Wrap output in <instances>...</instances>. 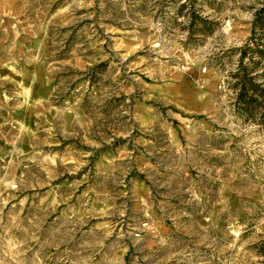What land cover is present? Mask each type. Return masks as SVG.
<instances>
[{
    "label": "rangeland",
    "instance_id": "rangeland-1",
    "mask_svg": "<svg viewBox=\"0 0 264 264\" xmlns=\"http://www.w3.org/2000/svg\"><path fill=\"white\" fill-rule=\"evenodd\" d=\"M257 6L0 0V264H264L232 76Z\"/></svg>",
    "mask_w": 264,
    "mask_h": 264
},
{
    "label": "trees",
    "instance_id": "trees-1",
    "mask_svg": "<svg viewBox=\"0 0 264 264\" xmlns=\"http://www.w3.org/2000/svg\"><path fill=\"white\" fill-rule=\"evenodd\" d=\"M187 16L188 35L213 31L212 22L201 17L196 9L191 8ZM200 24L203 25L201 28L198 27ZM249 32L246 42L237 48L239 58L237 70L232 75L235 79L233 88L238 110L257 119L264 127V82L259 81L264 77V0H259V6L253 8ZM258 68L262 71L257 72ZM254 247L259 255L264 256V240Z\"/></svg>",
    "mask_w": 264,
    "mask_h": 264
},
{
    "label": "crops",
    "instance_id": "crops-1",
    "mask_svg": "<svg viewBox=\"0 0 264 264\" xmlns=\"http://www.w3.org/2000/svg\"><path fill=\"white\" fill-rule=\"evenodd\" d=\"M202 96V95H201Z\"/></svg>",
    "mask_w": 264,
    "mask_h": 264
}]
</instances>
